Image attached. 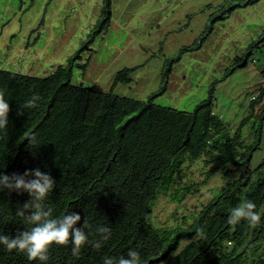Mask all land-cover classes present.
I'll use <instances>...</instances> for the list:
<instances>
[{"label": "trees", "instance_id": "1", "mask_svg": "<svg viewBox=\"0 0 264 264\" xmlns=\"http://www.w3.org/2000/svg\"><path fill=\"white\" fill-rule=\"evenodd\" d=\"M255 1L235 0L223 8L221 19ZM111 17L112 0H103L98 27L108 26ZM89 41L44 78L0 68V93L10 104L9 125L0 131V172L23 174L37 167L49 172L54 186L45 205L52 215L77 211V226L88 223L89 239L79 254H72L70 243L53 245L47 264H102V257L126 255L129 249L146 264H264V215L255 227L228 222L231 207L245 200L264 209V159L252 168L251 152L242 151V140L214 111L213 93L186 112L153 104L164 87L138 100L98 85L73 84V69ZM133 70L119 71L116 82H130ZM33 95L38 101L27 105ZM256 105L264 116V84L252 99V108ZM202 158L206 179L220 173L224 185L181 224L157 227L154 202L166 195L182 204L198 184L180 185L184 161ZM29 199L26 192L0 191V232L14 236L27 227L16 212ZM99 225L111 234L97 246ZM0 264L38 261L0 246Z\"/></svg>", "mask_w": 264, "mask_h": 264}, {"label": "rangeland", "instance_id": "2", "mask_svg": "<svg viewBox=\"0 0 264 264\" xmlns=\"http://www.w3.org/2000/svg\"><path fill=\"white\" fill-rule=\"evenodd\" d=\"M234 1L112 0L111 22L102 28L103 0H0V68L47 77L94 33L77 59L73 84L138 100L164 87L153 104L186 112L212 92L214 111L242 140V151L251 152L256 169L264 159V116L251 102L264 84V0L221 19ZM125 68L134 69L131 81L117 83ZM204 171L203 158L185 159L180 185L198 184L182 204L166 195L156 199L157 227L181 224L211 201L224 180L220 173L206 179Z\"/></svg>", "mask_w": 264, "mask_h": 264}, {"label": "clouds", "instance_id": "3", "mask_svg": "<svg viewBox=\"0 0 264 264\" xmlns=\"http://www.w3.org/2000/svg\"><path fill=\"white\" fill-rule=\"evenodd\" d=\"M39 97L33 95L26 101L27 105H35ZM9 100L0 93V131L9 125ZM54 179L49 172L41 171L40 168L26 169L23 174L12 173L11 175L0 172V191L26 192L30 199L18 207L16 214L24 217L27 227L18 230L16 235H5L0 232V246L8 251L15 250L23 253L28 261L36 260L38 264H47L49 251L53 245L71 244L72 254L78 255L81 246L89 239L87 220L81 226L77 222L81 215L77 211L66 210L62 215L53 216L52 210L45 205V198L53 189ZM27 210V211H25ZM264 209L257 210V205L251 200H245L231 207L228 222L230 224L247 223L255 227L261 222ZM201 230L197 228V232ZM100 234L96 245L100 241L108 239L111 230L106 225L96 227ZM102 264H146L140 253L135 249H129L126 255L104 256Z\"/></svg>", "mask_w": 264, "mask_h": 264}, {"label": "crops", "instance_id": "4", "mask_svg": "<svg viewBox=\"0 0 264 264\" xmlns=\"http://www.w3.org/2000/svg\"><path fill=\"white\" fill-rule=\"evenodd\" d=\"M236 9V8H235ZM233 11V10H232ZM228 16H229V14H228Z\"/></svg>", "mask_w": 264, "mask_h": 264}]
</instances>
